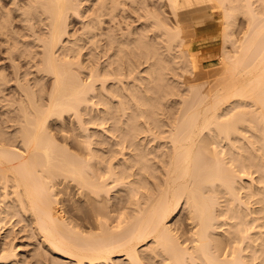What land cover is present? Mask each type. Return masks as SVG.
<instances>
[{
	"label": "bare ground",
	"instance_id": "6f19581e",
	"mask_svg": "<svg viewBox=\"0 0 264 264\" xmlns=\"http://www.w3.org/2000/svg\"><path fill=\"white\" fill-rule=\"evenodd\" d=\"M0 264H264V0H0Z\"/></svg>",
	"mask_w": 264,
	"mask_h": 264
},
{
	"label": "rangeland",
	"instance_id": "374dc122",
	"mask_svg": "<svg viewBox=\"0 0 264 264\" xmlns=\"http://www.w3.org/2000/svg\"><path fill=\"white\" fill-rule=\"evenodd\" d=\"M70 25L71 27H73L74 30H79L80 25L77 23L76 20L71 19L70 20ZM219 44L218 42H211L210 47H206L203 51H202V57L201 62L203 64V66L205 68H211L214 64L217 63V58H218V54L217 52L219 51ZM184 216V213L182 212V210L179 211V213L176 215V217L173 219L172 221V225L174 223V225L179 226L180 223L178 222V220H181ZM16 228H18V226L13 227V232L10 236V238H13L14 244H16L18 246V250H27L28 248H30V246H27L26 242V238L24 237V232H16Z\"/></svg>",
	"mask_w": 264,
	"mask_h": 264
}]
</instances>
